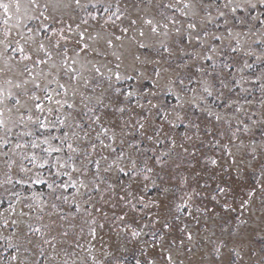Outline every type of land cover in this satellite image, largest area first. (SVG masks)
<instances>
[{"label": "snow or ice", "instance_id": "obj_1", "mask_svg": "<svg viewBox=\"0 0 264 264\" xmlns=\"http://www.w3.org/2000/svg\"><path fill=\"white\" fill-rule=\"evenodd\" d=\"M260 66L264 0H0V264H264Z\"/></svg>", "mask_w": 264, "mask_h": 264}, {"label": "rangeland", "instance_id": "obj_2", "mask_svg": "<svg viewBox=\"0 0 264 264\" xmlns=\"http://www.w3.org/2000/svg\"><path fill=\"white\" fill-rule=\"evenodd\" d=\"M261 67H264V66L257 67L255 71L257 73H259V71L261 70ZM256 95L258 97L259 93H257ZM255 135H256L257 138H259L260 132L256 131ZM198 168H199V166H198ZM182 171H183V169H182ZM44 174L46 175V172ZM221 179L224 180V181H227V177H222ZM205 181H207L209 184H211L212 187L208 188V189H201L199 187V184H203ZM232 182H235V177L232 178ZM190 187L197 188V191L211 192L212 188H214L215 185L209 179L208 174L205 173V174H202L201 177H197L195 180H191ZM8 189L10 191H18V192H22L24 194H29V192L32 191V190H35V191H45L46 190L44 188V186H42V185L33 186L32 189H29L28 185H24V186L17 185L15 188H12L11 186H8ZM186 190H188V189H185V191ZM181 194H182V192H178L177 193V195H181ZM0 200L3 201V204H0V213H4V215L6 216V215H8V213L5 212V209H6L7 205H8L9 200H10V195H9V191L5 190V188H0ZM198 202L208 203V200L206 198H204L202 201L198 200ZM108 239H109L108 236H105V240H108ZM255 244H256L257 248H259V246L264 245V241L257 239L255 241ZM129 259H131V257H129Z\"/></svg>", "mask_w": 264, "mask_h": 264}]
</instances>
